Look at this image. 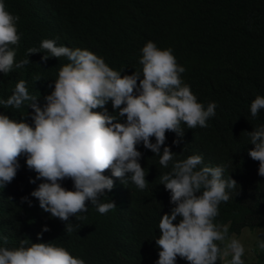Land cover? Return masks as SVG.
I'll use <instances>...</instances> for the list:
<instances>
[{"label":"clouds","instance_id":"1","mask_svg":"<svg viewBox=\"0 0 264 264\" xmlns=\"http://www.w3.org/2000/svg\"><path fill=\"white\" fill-rule=\"evenodd\" d=\"M45 1L50 6L39 8L38 0H0V74L13 82L0 88V111L7 113L0 114V264H252L243 244L229 239L228 227L214 223L228 204L257 209L254 187L240 178L241 156L258 161L264 176V122L249 128L253 118L264 120V71L234 90L224 78L228 64L242 67L243 57L250 64L259 54L250 42L234 40L235 19L227 9L205 10L211 36L177 44L181 53L199 49L201 58L193 60H205L208 70L219 64L204 97L182 79L185 64L174 49L147 32L140 38L142 74L97 56L100 29L124 19L136 0H118L122 13L111 5L106 23L68 19V11H76L73 0ZM145 7L152 23V5ZM170 11L167 35L174 36L172 23L186 13ZM228 97L253 117L249 129L233 123L222 145L208 148L215 167H198L203 157L191 131L208 127ZM11 108L23 111L26 122L11 119ZM158 183L170 193L171 212L168 202L152 196ZM120 187L144 209L148 193L152 207L142 220L127 210L138 233L127 243L132 226L122 217L108 214L99 232L88 212L114 210L113 201L101 198ZM42 216L57 219L42 225L35 239L33 225L20 223ZM135 245L138 250H128ZM258 248L264 250V239ZM139 257L141 263L132 262Z\"/></svg>","mask_w":264,"mask_h":264},{"label":"trees","instance_id":"2","mask_svg":"<svg viewBox=\"0 0 264 264\" xmlns=\"http://www.w3.org/2000/svg\"><path fill=\"white\" fill-rule=\"evenodd\" d=\"M36 5L39 8L50 6L45 0H38ZM111 5H116L118 10H120L118 0H73L72 7L76 11L70 9L66 17L80 22H88L92 17H97L102 23H106V17H108L106 11H111ZM140 5L144 6L141 9H137L136 7ZM147 5L149 9L150 5H152V23L147 16H144L145 6ZM176 8L184 10L186 17L185 19L182 17L176 18L178 22L172 23L174 36H168L169 28L165 17L169 12L171 13V9ZM217 8H221V10L227 9V14H230L235 19V23L233 24L234 40L239 39L246 46H249L250 42L251 46L255 48V51L259 53L253 57V61L250 64L248 62L246 63L243 57L242 63L244 66L237 68L233 64L227 65L225 70L226 76L224 78L229 82L228 87L232 90L238 89L243 82L250 80L254 72L259 69L264 71V0H136L135 4L128 10L132 11L124 19L123 16H120V22L110 27H107L108 24H105L100 29V39L98 40L97 46H94L93 49L98 52L97 56L103 58L105 62L107 59L109 62L112 60L117 63L121 71L131 73L132 71H136L142 74L140 59L142 58L143 46L140 44V38L144 32H147L160 45L169 46L174 49L175 52L173 51V54L177 53L178 55L175 56L176 60H180L185 64L184 68L186 71L182 74V79L185 81L187 78V81L192 85L191 88L200 96L203 90L204 97H206L207 94L204 90H209L210 88H204L214 84L210 75L214 73L215 68L219 64L216 63V66L208 70L205 60H193L194 55L197 56V59L201 58L199 49L192 47L190 48L191 51L181 53L177 44L188 43L191 46L193 43H200L196 41L198 38L206 40L210 37L211 33L208 30L209 18L205 17L204 11H216ZM72 34L77 35V32L72 31ZM170 40L171 42H169ZM168 42L169 44L166 45ZM203 47L206 49L207 46L204 44ZM164 49L167 48L165 47ZM232 49L233 46H230L227 49V53L230 54ZM12 85L13 82L11 80L0 74V88L6 91ZM211 88L215 87L213 86ZM231 99L232 97H228L223 103L219 101L217 109H215V116L210 117L207 121L208 127H198L197 130L191 131L196 143L199 144L198 147L195 144L194 149L201 152V156L203 157V165L198 167H215L217 158L210 161L208 148H213L219 143L222 145V135L233 123L237 122L236 124H240L245 129H249L251 127H258L264 122V120L247 116V113L238 109L235 102L230 101ZM9 113L8 116L11 119L16 120L18 118L19 121L24 120L26 122L27 116H25L23 111L18 112V109L11 108ZM0 114L6 115V110H1ZM249 118H253L254 120L248 128ZM242 145L240 143L236 150L242 152ZM235 155L236 153L234 152L233 155L228 157H235ZM22 158L23 160L27 159L24 155H22ZM240 164L241 181L245 187H254L253 195L256 199L257 209H252L250 212L245 205H240L237 202L235 204L232 203L233 205L228 204L223 208L222 213L215 218L214 223L226 225L229 229V239H237L243 244L245 248V255L243 257L247 256L249 259H253L254 262L252 264H264V250L258 248V241L264 239V182L257 181L264 180V176L258 174V161L241 156ZM154 174L157 176V171H154ZM151 187L156 193H152L153 198L158 197L163 203L168 202L170 204L168 205V212H171L174 205L170 203V193H164V185L158 183L152 184ZM229 191L231 193L230 199H233L236 194L235 190ZM250 192L251 190L249 189L248 194ZM147 197L148 193L144 194L143 204L146 208L144 209L131 201L133 197L129 196L125 188H114L110 192L106 191L105 196L101 198V202L103 203L113 201L117 206L114 210H110L107 214L103 215L98 214L94 209L88 212L99 232L108 214L122 217L127 225L132 226L126 235L125 243H127L138 235L136 229L137 224L130 218L127 210H131L134 218L138 220H142L147 215H151L150 211L152 207L147 202ZM88 206H92L91 202H88ZM56 219L42 216V220L41 217L33 218L32 220L25 219L20 224L22 228L33 225L34 238L37 239V234L40 233L41 226L45 223L52 224ZM179 219L178 217L174 223H178ZM12 239L13 236L8 237V241ZM221 247H223V244H221ZM128 250L136 251L138 250V246H132ZM132 262L141 263V257L134 259ZM217 264H221V261H218Z\"/></svg>","mask_w":264,"mask_h":264},{"label":"rangeland","instance_id":"3","mask_svg":"<svg viewBox=\"0 0 264 264\" xmlns=\"http://www.w3.org/2000/svg\"><path fill=\"white\" fill-rule=\"evenodd\" d=\"M246 233H248V232L246 231Z\"/></svg>","mask_w":264,"mask_h":264}]
</instances>
